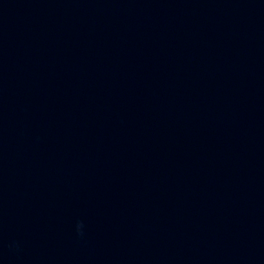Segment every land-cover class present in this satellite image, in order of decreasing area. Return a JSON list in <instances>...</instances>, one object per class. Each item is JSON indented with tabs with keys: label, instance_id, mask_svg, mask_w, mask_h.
Segmentation results:
<instances>
[{
	"label": "water",
	"instance_id": "95a60500",
	"mask_svg": "<svg viewBox=\"0 0 264 264\" xmlns=\"http://www.w3.org/2000/svg\"><path fill=\"white\" fill-rule=\"evenodd\" d=\"M0 264H264V0H0Z\"/></svg>",
	"mask_w": 264,
	"mask_h": 264
},
{
	"label": "clouds",
	"instance_id": "9594fccd",
	"mask_svg": "<svg viewBox=\"0 0 264 264\" xmlns=\"http://www.w3.org/2000/svg\"><path fill=\"white\" fill-rule=\"evenodd\" d=\"M81 227L80 225H78V228Z\"/></svg>",
	"mask_w": 264,
	"mask_h": 264
}]
</instances>
